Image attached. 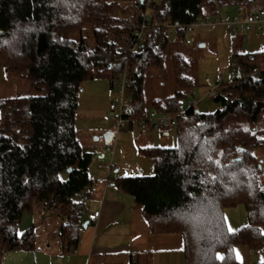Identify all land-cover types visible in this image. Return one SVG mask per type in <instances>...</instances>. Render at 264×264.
Wrapping results in <instances>:
<instances>
[{
  "label": "trees",
  "instance_id": "1",
  "mask_svg": "<svg viewBox=\"0 0 264 264\" xmlns=\"http://www.w3.org/2000/svg\"><path fill=\"white\" fill-rule=\"evenodd\" d=\"M259 1L156 0L150 15L158 25L139 43L145 1L0 0V68L9 79L27 81L32 93L0 101V259L37 248L34 224L19 233L23 217L36 209L59 224L60 254L77 251L95 185L89 175L94 154L83 149L75 128L81 86L100 79L112 86L125 68L134 107L129 129L153 110L177 116L185 109L186 115L175 128L176 147L140 150L153 162L151 175L114 184L133 197L153 235L182 236L184 264H238L239 245L262 252L264 159L254 150H264V76L222 82L213 97L220 108L200 113L184 105L196 84L177 51L189 25L223 16V8L237 15ZM235 58L239 71L264 68V50ZM168 62L176 92L149 109L148 69L153 65L164 77ZM239 206L248 221L232 232L225 212Z\"/></svg>",
  "mask_w": 264,
  "mask_h": 264
},
{
  "label": "rangeland",
  "instance_id": "2",
  "mask_svg": "<svg viewBox=\"0 0 264 264\" xmlns=\"http://www.w3.org/2000/svg\"><path fill=\"white\" fill-rule=\"evenodd\" d=\"M229 14L233 16L236 10L233 8H223L221 15ZM193 40L192 45L182 43L177 47V51L181 53V57L190 64V71L196 87L188 95L184 105L191 106L195 101L194 108L200 113L211 114L216 112L220 105L216 103L212 97L208 96L211 87H214L219 79L223 83L239 74V68L235 56L239 53L255 54L264 50V35L258 31H252L245 35V37L233 36L230 29L226 26L214 27H200L196 28L194 34L191 36ZM175 51V50H174ZM8 76V77H7ZM0 68V99L23 97L31 93L29 83L25 80H18L10 78L9 75ZM176 92V83L174 80V65L172 62L167 63L166 73L161 77L159 70L155 66H150L145 82V100L149 109L152 104L159 100H164L173 96ZM218 90L213 94L215 96ZM120 93L117 88H113L108 80H85L81 86V93L79 96V106L77 111V119L75 128L80 140V143L85 151H89L90 146H97L103 148V153L106 158L103 162L109 161L111 150L114 151L116 160L121 158L122 162L129 166L131 164L141 165L142 171L138 175L149 176L152 171V160L145 156L139 157V146H159L173 148L177 145V130L170 129V134L164 136L163 131L152 125L149 126L147 132L143 133L137 123H133V133L128 125L125 130L115 132L113 120L109 114L112 111L113 103L120 101ZM141 131V132H140ZM107 132L115 134L114 142L110 147H105L103 140ZM153 141L152 143H144L142 141ZM115 141H118V146ZM135 141L136 150H133L132 144ZM124 144V145H123ZM123 145V146H122ZM134 146V147H135ZM111 149V150H110ZM259 159H264V150H254V153ZM109 162H107L108 165ZM120 166L119 162H115ZM130 164V165H131ZM261 165V163H259ZM107 165H105L107 167ZM264 165V164H263ZM130 171V170H129ZM126 171L124 174L133 175ZM114 175V174H113ZM116 176V175H114ZM129 177H135L129 176ZM243 212L242 208H233L227 210L226 215L232 216L233 213L239 211ZM40 211L35 210L33 215L27 214L19 226V233H23L31 224H34L38 235L40 244L45 242L43 236H51L53 232H57L59 224L54 217L43 220L40 216ZM247 224V221H245ZM230 230V229H229ZM48 239V238H47ZM168 264H183L182 255L173 256L170 258ZM157 264H166L157 260ZM150 260V264H156ZM145 264V263H144Z\"/></svg>",
  "mask_w": 264,
  "mask_h": 264
},
{
  "label": "crops",
  "instance_id": "3",
  "mask_svg": "<svg viewBox=\"0 0 264 264\" xmlns=\"http://www.w3.org/2000/svg\"><path fill=\"white\" fill-rule=\"evenodd\" d=\"M164 136L168 135L165 134ZM147 140L142 142H153L149 141L150 139ZM115 142L118 146V141ZM134 142L132 147L133 150H136ZM105 145L107 147L106 143ZM88 147L90 148L89 152L94 154V161L89 170V175L95 185L91 191V200L87 205L88 212L85 222H89L88 216L90 214L100 212V215L96 221H90L88 227L81 231L75 254L67 256L60 254L58 241L54 239L53 234H50L51 236L48 237L43 236L46 238L43 240L45 242L41 244L39 242L37 248L33 251H11L6 253L5 264H150V260L155 263L158 260L168 264L169 261L167 260L173 259V256L176 255H182L184 264L182 236L179 234L153 235L144 218L142 209L135 204L133 197L119 190L113 182L120 177L139 176L137 173L142 171L141 165L136 162L135 164H133L134 162L132 164L128 162L131 165L127 166L121 158L118 157V160H116L114 154L110 156L109 161L103 162L102 159L106 158L103 148L93 145ZM147 147L153 146H139L137 151L139 157L136 159L143 156L140 150ZM111 161L114 164L118 161L120 166L115 164L113 174L116 176L112 175L108 179L107 167ZM107 162H109L108 165ZM126 171L133 175L124 174ZM240 207L242 208V206L236 208ZM225 218L228 229L232 232L245 226V221H248L245 208L243 212L239 209L232 216L226 215L225 212ZM235 257L238 264H264V249L262 252H255L248 246L239 245L235 247Z\"/></svg>",
  "mask_w": 264,
  "mask_h": 264
},
{
  "label": "built area",
  "instance_id": "4",
  "mask_svg": "<svg viewBox=\"0 0 264 264\" xmlns=\"http://www.w3.org/2000/svg\"><path fill=\"white\" fill-rule=\"evenodd\" d=\"M146 2L145 13L143 17V23L140 29L135 33V37L137 42L144 43L146 41V31L150 29L152 26H157L158 21L156 19H152L150 15V5L156 0H144ZM214 26H226L230 29L233 36L245 37V35L252 31L261 32L264 35V0H260L259 2L252 4L251 6H247L246 4L243 6V9L239 14L230 16L226 14L225 16H220L217 18L208 19L205 21L198 22L196 24L189 25L186 27V38L185 44L192 45L193 40L191 36L194 34L196 28L200 27H214ZM262 76H264V68L256 71H239L237 76L232 77L229 82H235L239 79H252L259 80ZM129 79V71L127 68L123 71V73L118 77L117 80L114 81L112 87L117 88L119 90L120 101L113 103L112 111L109 114L110 118L114 122L115 132L123 131L125 126L130 123L128 117L134 110L133 104L129 100L127 96V85ZM222 84L221 79L214 86L211 87V90L208 93L209 97H214L213 94L216 90H219ZM195 101L191 103V106H195ZM186 110L181 109L177 116L167 115V114H159L156 110H153L149 117L141 120L134 121L138 123L142 132H146L149 126H153L157 129L167 130V129H175L178 126L179 120L185 119ZM114 140V138H113ZM111 150V149H110ZM112 156L114 151L111 150ZM116 165L113 161L108 165V179H110L113 175V171ZM100 212H95L88 216L89 222H94L99 217ZM7 257L4 255L0 259V264H5Z\"/></svg>",
  "mask_w": 264,
  "mask_h": 264
},
{
  "label": "water",
  "instance_id": "5",
  "mask_svg": "<svg viewBox=\"0 0 264 264\" xmlns=\"http://www.w3.org/2000/svg\"><path fill=\"white\" fill-rule=\"evenodd\" d=\"M141 3H143L144 0H140ZM168 135V134H166ZM115 134L113 132H107L103 139H104V142L107 144V145H110L113 141V138H114ZM69 172H71V169L68 170ZM89 225V222H86L85 225H84V228H87Z\"/></svg>",
  "mask_w": 264,
  "mask_h": 264
}]
</instances>
